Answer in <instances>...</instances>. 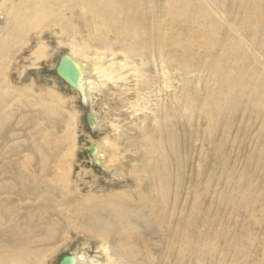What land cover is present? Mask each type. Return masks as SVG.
<instances>
[{
	"label": "bare ground",
	"instance_id": "6f19581e",
	"mask_svg": "<svg viewBox=\"0 0 264 264\" xmlns=\"http://www.w3.org/2000/svg\"><path fill=\"white\" fill-rule=\"evenodd\" d=\"M253 1L0 0V18L4 20L0 26V264H43L49 246L69 229V217L100 233L104 264H118V260L129 264H213L217 252L219 264H239L236 255H223L231 242L239 240L234 226L255 208V202L247 198L234 202L211 175L227 165L224 149L241 136L232 116L244 75L225 62L238 53L230 41L221 40L225 28L213 24L211 16L203 12L206 7L214 14L221 13L227 23L235 19L239 27H234V22L228 28L237 36L244 33L252 38L255 45V34L243 28L249 18L248 4ZM196 12L202 15L194 17ZM41 25L67 32L75 43L86 30L91 40L109 48V55L97 51L95 58L89 59L90 45L76 43L71 53L58 60L56 69L80 94L83 104L90 105L87 121L93 132L101 126L94 108L101 89L113 84L133 91V130L145 137L146 144L139 147L131 137H119L111 143L92 142L87 152L114 176L124 173L126 178L122 169L126 159L141 162L130 172L136 189L121 200H99L75 213L70 197L57 186L62 177L59 168L70 154L72 125L65 121L58 96L51 93L47 99L15 87L9 73L16 43L25 41L31 31L37 33ZM14 37L17 40L7 44ZM41 45L34 52L36 58L44 57ZM195 52L213 56L207 67L214 72L217 92L211 91L207 82H199L195 95L190 80L200 63ZM63 61L73 64L75 85L60 76ZM145 92L156 93L161 100L158 113H149L148 105L141 102ZM104 145H111L112 153H107ZM133 220L145 222L151 231L141 230ZM259 223L253 220L250 227ZM251 236L247 232L241 238L242 247L251 242ZM152 239L160 240L159 251ZM262 254L264 257V246ZM68 256L75 258V264H89L83 252ZM248 258L244 257V264L251 263ZM259 263L263 264V259Z\"/></svg>",
	"mask_w": 264,
	"mask_h": 264
},
{
	"label": "rangeland",
	"instance_id": "374dc122",
	"mask_svg": "<svg viewBox=\"0 0 264 264\" xmlns=\"http://www.w3.org/2000/svg\"><path fill=\"white\" fill-rule=\"evenodd\" d=\"M213 7L215 9V6ZM239 8L235 7L234 9L239 12L241 11ZM204 10L203 15L209 14L212 23L214 21L213 24L225 28V34L220 35L221 40L230 41L238 50L236 56L225 61L228 67L236 68L244 75L241 78L242 80L240 79L238 90H235L237 93L234 91L238 103L237 111L232 116L236 120V124L239 125L238 128L241 132V136L237 137L242 140L236 139L233 143L235 146L232 144L227 145L224 149V155L228 161H226L227 165L218 168L214 171L215 174L213 173L211 176L213 180L217 178V181L220 182V190L228 195L231 194L234 202L238 203L243 198L249 199L252 203L255 202V208L251 207L249 212L240 218L234 226L239 240L231 242L230 250L227 249L223 257L230 258L234 254L233 256L236 255L234 258H237L239 264H244V257H251L248 258L251 261L250 264H261L259 263L261 259H263L264 264L262 254L264 216L262 217L261 213L264 214V129H262V126H264V0L249 2L247 16L250 21L248 23L247 20L243 23L244 30L250 34H255V45L252 38L243 33L244 31L242 37L239 34L237 36L235 32L228 28V24L235 25V23L236 26L234 27H239L235 19L231 20L229 18V23H227L223 21L224 19L222 20L221 13L214 14L213 11H208L206 7ZM215 12L217 13V11ZM248 12L250 15H248ZM201 15L202 13L196 12L194 17L198 18ZM78 24L81 25L82 22L78 21ZM0 26H4L2 17L0 18ZM59 33L57 28L53 30L50 26L41 25L38 27L37 33L31 31L27 35L29 38L25 37V41L24 38L18 40L15 47L14 45L11 46L14 49L9 73L12 77V85L15 87L30 89L34 94H40L47 99H50L49 95L51 93L59 97L56 99L61 106V111L67 116L65 121L72 125V134L70 136L71 145L68 150L70 153L68 159L63 162L62 167H58L62 177L57 181V186L62 189L67 198L70 197L69 201L76 213L85 205L90 206L99 200L101 202L121 200L123 196L131 195L136 189V179L134 174L130 172L133 166H140L141 162L130 163L126 159L127 162L124 161V168H122L126 178L124 173L114 176L104 167L97 165L91 155H87L91 144H93L92 142L98 141L104 144L106 141L115 142L119 137H131L139 147H143L147 140L141 133L133 130L132 114L134 113L131 107L135 100L133 91L129 87L119 88L113 84H108L101 89L100 94L96 96L94 105L101 126L99 130L94 132L89 128L87 119L91 107L90 105H84L80 94L57 75L58 60L63 55L71 53L74 44L77 45L76 43L85 42L90 45V51L86 55L89 59H94L97 51L106 54L109 48L104 44H100L94 38H92L94 40H91L86 30H82L76 43L71 40L67 32ZM14 38L12 40L8 39L7 44L11 45L14 40H17L16 37ZM40 45L45 48L44 57H40L41 59L34 57V52ZM109 54L110 52H107L106 55ZM194 55L200 60L199 68L194 69L190 75V80L194 83L196 90L195 95L198 93L197 83L199 82H207L210 90L217 92L219 86L215 84L214 72L207 67L208 61L214 60L213 56L209 58L205 53L199 52H195ZM136 60L138 61L139 58ZM108 61H110V58ZM143 94H141V102L148 105L149 113H158V105H160L161 100L156 96V93L152 95L145 92ZM139 137H143V140ZM110 146L104 145L107 153L113 151ZM120 146L122 149L123 145L120 144ZM253 220L260 223L257 226L250 227ZM69 221L72 222L69 229L49 246L42 263L59 264L65 256L75 252H83L86 254L89 264L95 262V264H104L105 256L101 251L100 233L95 230H87L83 221H78L75 218L70 219V217ZM133 223L143 231H151L150 226L145 222L133 220ZM247 232L252 235L251 242L244 243L242 247L241 238ZM201 240L203 241V239ZM208 241L212 242L213 236L208 238ZM151 243L159 246L158 251L161 249L160 240L152 239ZM111 250L115 251L114 244L111 245ZM219 256H221L220 253H215V263L213 262V264H219ZM124 261L118 260V264H129Z\"/></svg>",
	"mask_w": 264,
	"mask_h": 264
},
{
	"label": "water",
	"instance_id": "95a60500",
	"mask_svg": "<svg viewBox=\"0 0 264 264\" xmlns=\"http://www.w3.org/2000/svg\"><path fill=\"white\" fill-rule=\"evenodd\" d=\"M60 76H62L71 85H75V75L73 70V64L69 61H63L60 65ZM60 264H75V258L72 256H65Z\"/></svg>",
	"mask_w": 264,
	"mask_h": 264
}]
</instances>
